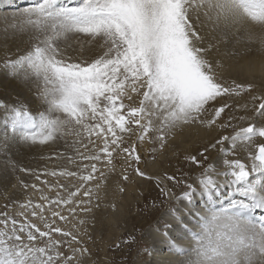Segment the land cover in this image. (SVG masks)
<instances>
[{
    "label": "snow or ice",
    "instance_id": "1",
    "mask_svg": "<svg viewBox=\"0 0 264 264\" xmlns=\"http://www.w3.org/2000/svg\"><path fill=\"white\" fill-rule=\"evenodd\" d=\"M13 20L0 73L28 94L0 93V154L17 145L64 151L42 157L55 166L39 171L4 166L0 199L17 172L35 182L16 177L12 187L22 184L26 198L0 205V264H86L81 214L99 206L117 168L120 181L158 190L143 248L150 257L167 249L155 264H264V215H256L264 212V90L226 76L216 58L231 37L264 51V0H30ZM193 126L218 133L199 158L186 157L200 169L195 180L145 170L143 146L155 160ZM209 149L217 159L202 165ZM130 242L136 237L114 247Z\"/></svg>",
    "mask_w": 264,
    "mask_h": 264
},
{
    "label": "rangeland",
    "instance_id": "2",
    "mask_svg": "<svg viewBox=\"0 0 264 264\" xmlns=\"http://www.w3.org/2000/svg\"><path fill=\"white\" fill-rule=\"evenodd\" d=\"M3 10L1 11V14H5L6 11ZM12 23H14V20H11V22L7 21L0 24V43H2L5 39L2 33ZM7 39V47H10L11 49L13 48V52H16L17 49L13 46L12 38L8 37ZM218 46L219 51L216 54V58L220 60L224 65L226 76H231L240 80L241 82L253 83L256 86L255 90L257 92L264 90V66H262L263 68L261 67L262 69H258V64H256L257 61H253L250 59H248L247 64L243 62V57L254 56L257 54L264 55V51L260 49L259 43H249L246 40L238 41L235 37H231L220 42ZM0 77H3V74H0ZM18 85L19 91L14 88L12 89L13 93L9 94L14 95L16 92L28 94L27 89L20 81ZM4 91L5 87L1 86L0 93L3 94L4 98H7L8 95ZM245 100H247V97H245ZM243 102L244 101H241V103ZM238 113L237 115L243 114L242 112ZM249 115H251V113H249ZM234 123L236 122L234 121ZM190 128H196L195 130H193L192 134L198 133L197 129H199V127H188V129ZM200 129L205 131L206 133L208 132L203 128ZM228 131H231V129H229ZM177 132L174 138H171L168 141L167 147L162 152L157 154L155 160L152 159V154L150 151L151 145H145L141 148V154H144V156L146 155L145 158L148 162L145 170L153 175L175 173L178 178L183 177L184 180L191 182L195 180L199 175L200 169L193 165L188 159H186V157L189 155H196L199 158V153L204 151V145L208 141L202 140V142H200L201 139H198V143H196V145L193 144V147L191 148V143L189 142L191 135L189 134V137L178 141L176 140V137H178L179 135L184 136L185 132L183 129L182 132L181 130ZM4 134L5 126L3 123V119L0 118V138H2ZM211 134H213V137H211V139L218 136V133L216 132H212ZM225 134H227V132H225ZM183 145H188V147L191 149H185ZM145 147L149 149V151L147 150L148 152L146 151V153L144 150ZM62 151H64V146L62 143L60 145H54L51 148L45 149L43 152H40L35 148H29L26 145H17L7 155L0 154V174H2L4 166L9 161L15 162L18 167H29L37 171L42 170L45 167H54L55 165L53 164V162L48 161L47 159H43L42 157L46 158L50 155H55L57 152ZM206 155H209V161L201 160V163L203 162L202 165H206L208 162L215 163L218 155L215 149H209V152L206 153ZM118 172L119 168H117V172L114 173L106 182V187H103V193H105H99V195L102 194V196L100 195L101 199L98 201L99 206L93 208L92 214L87 213L90 216H88L87 214H81L83 218L87 220L86 225H84L83 227L86 228L88 233V235L85 237V242L86 246L90 249V256L85 258L86 264H139V262L141 261H147V264H151L153 257L145 255L143 248L145 243H152L150 238L146 239V236L149 232H152L156 226L158 213L155 212L152 206L154 203H158V201H156L155 199L158 190L154 187V185L149 184L147 181H143L140 178L134 177L132 180L133 182H131L139 186V188L137 189L136 195L133 196V199L129 200L130 202L128 201L127 208L123 209L121 205L124 204V202L121 201L120 198L124 197L127 194V187L132 183L120 181ZM16 177H19L22 183L35 182L34 178L28 173H15L8 185L10 192L4 194V196L8 199H0V205L7 203L9 200H22L26 198V193L22 187V184L18 185L15 188L12 187L13 184H16ZM120 183L123 184L121 185ZM118 184L124 187L126 190L124 192L118 191ZM113 187H115V189ZM110 189H112V191ZM175 190L178 192L180 189L176 188ZM108 191H110V194L108 193ZM112 193L115 195H113ZM113 205L115 207H113ZM110 212H112V214L114 212L120 214L118 215V217H116V221L110 219ZM99 213L103 214L102 217L105 220V223L110 219V225L102 224L100 228V235L97 238L96 233H98V221L94 217H96V215H98ZM112 230L116 235L111 232ZM132 236L136 237V243L130 242L127 245H122L120 249H116L114 247V245L117 243L122 244V242L125 240L130 241ZM166 254L167 253H164V256H166Z\"/></svg>",
    "mask_w": 264,
    "mask_h": 264
},
{
    "label": "bare ground",
    "instance_id": "3",
    "mask_svg": "<svg viewBox=\"0 0 264 264\" xmlns=\"http://www.w3.org/2000/svg\"><path fill=\"white\" fill-rule=\"evenodd\" d=\"M25 2V3H24ZM29 2H30V0H15V5L14 6H7V0H5V3H3V4H0V24L1 23H5V22H7V21H9V22H11V20H13V18L17 15V13H18V11L20 10L19 8H16L15 6L16 5H18L19 3L21 4V5H23V8L24 7H27L28 6V4H29ZM7 8H12V10H7L6 12H5V14H1V11L4 9H7ZM1 31V30H0ZM239 35H243L242 33L241 34H239ZM2 36V35H1ZM16 43H20V41H16ZM221 46V45H220ZM219 47V46H218ZM16 48V47H15ZM224 48V47H223ZM17 49V48H16ZM259 50V49H258ZM11 51L13 52L14 51V49L12 48L11 49ZM249 52V51H248ZM254 58V59H253ZM242 59V58H241ZM248 59H250V60H255V61H257V63L256 64H258V66H257V68L258 69H262L263 67L262 66H264V55H259V54H257V55H254V56H246V57H243V62H245V64H247V62H248ZM241 62V61H240ZM250 63V62H249ZM255 63V62H254ZM243 64V63H242ZM242 66H244V65H242ZM254 66H256V65H254ZM246 67V66H245ZM262 67V68H261ZM254 69H256V68H254ZM253 69V70H254ZM259 71V70H258ZM257 71V72H258ZM0 74H2V73H0ZM18 83H19V81H13V80H11L9 77H7V76H5V75H3V77H0V87L1 86H3V87H5V93H7V95H9V93H13L12 92V89H17V91H19V85H18ZM239 114V113H238ZM196 128H193V129H188V127H185V128H183V130H184V132H185V135L183 136V135H179L178 137H176L177 139L176 140H178V141H181V140H183V139H185L186 137H189L188 135L190 134L191 135V137H190V143H191V148L193 147L192 145L194 144V145H196V143H198L197 141H198V139H201V141L200 142H202V140H204V141H208L209 142V140L211 139V137H213L212 135L213 134H211V133H206L205 131H203V130H201L200 128L199 129H197V131H198V133L197 134H192V132H193V130H195ZM179 131V130H178ZM181 132H182V130H181ZM180 132V133H181ZM178 133V132H177ZM208 142L206 143V144H208ZM205 144V145H206ZM183 147L185 148V149H191V148H189L188 147V145H183ZM188 147V148H187ZM204 149V148H203ZM145 153H146V151L148 150L149 151V149H147V147H145ZM147 151V152H148ZM192 153H193V151H192ZM144 155V154H143ZM146 156V155H145ZM203 163V162H202ZM201 163V164H202ZM205 165V164H204ZM179 172V171H178ZM191 175V174H190ZM189 175V176H190ZM115 179V178H114ZM112 181H113V179H112ZM117 182V181H116ZM120 182V181H119ZM133 182V181H132ZM131 182V183H132ZM114 183V182H113ZM108 184V183H107ZM121 184V183H120ZM123 184V183H122ZM121 184V185H122ZM109 185V184H108ZM130 185V184H129ZM128 185V187H127V194L124 196V197H122V198H120L121 199V201H123L124 202V204H122L121 206L123 207V209H126L127 208V206H128V201L129 200H132L133 199V196H135L136 195V193H137V189L139 188V186H137V185H135V184H131L130 186ZM113 186V185H112ZM125 186V185H124ZM104 187H106L105 185H104ZM118 187V186H117ZM114 189H115V187H113ZM112 188V189H113ZM112 189H110L111 191H112ZM109 190V189H108ZM126 190V189H125ZM103 188H101V190H100V192L101 193H103ZM105 191H107V190H105ZM117 191V190H116ZM119 191V190H118ZM110 191H108V193H109ZM105 193V192H104ZM103 193V194H104ZM115 193V192H114ZM110 194V193H109ZM113 194V193H112ZM119 194V193H118ZM101 196H102V194H100ZM113 195H115V194H113ZM100 196V197H101ZM116 197V196H115ZM101 199V198H100ZM153 201H154V199H153ZM130 202V201H129ZM103 203V202H102ZM103 205V204H102ZM104 206V205H103ZM102 207V206H101ZM107 207V206H106ZM141 208H143V207H141ZM145 208V207H144ZM260 212V211H259ZM260 213H263L264 214V212H260ZM91 214H92V212H91ZM112 212H110V219H112V220H114V221H116V217H118V215H120V214H118V213H113L112 215ZM88 215V214H87ZM88 216H90V215H88ZM94 216V215H93ZM103 214L102 213H99L98 215H96V217H94V218H96V220L98 221V233H96V237L98 238L99 237V235H100V232H101V226H102V224H108V225H110L109 223H110V219L108 220V222H106L105 223V220L103 219ZM90 218V217H89ZM90 222V221H89ZM91 223V222H90ZM93 223V222H92ZM111 223H113V222H111ZM149 224V223H148ZM112 233H114V231L112 230L111 231ZM118 232V231H117ZM115 234V233H114ZM113 235V234H112ZM116 235V234H115ZM111 238V237H110ZM164 253H167V249H165V248H163L162 246L159 248V252H158V254L155 256V257H153L152 258V261H151V264H155V262L157 261V260H162V259H164L166 256H164Z\"/></svg>",
    "mask_w": 264,
    "mask_h": 264
}]
</instances>
